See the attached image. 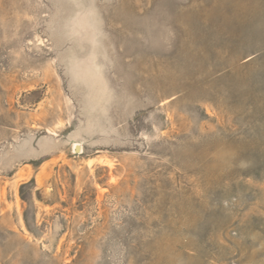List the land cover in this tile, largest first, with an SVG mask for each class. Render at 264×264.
Returning a JSON list of instances; mask_svg holds the SVG:
<instances>
[{
  "label": "rangeland",
  "instance_id": "374dc122",
  "mask_svg": "<svg viewBox=\"0 0 264 264\" xmlns=\"http://www.w3.org/2000/svg\"><path fill=\"white\" fill-rule=\"evenodd\" d=\"M0 264H264V0H0Z\"/></svg>",
  "mask_w": 264,
  "mask_h": 264
},
{
  "label": "water",
  "instance_id": "95a60500",
  "mask_svg": "<svg viewBox=\"0 0 264 264\" xmlns=\"http://www.w3.org/2000/svg\"><path fill=\"white\" fill-rule=\"evenodd\" d=\"M75 150H76V151H79V150H80V149H79V145H76V146H75Z\"/></svg>",
  "mask_w": 264,
  "mask_h": 264
}]
</instances>
